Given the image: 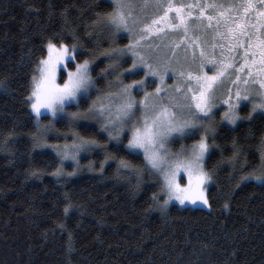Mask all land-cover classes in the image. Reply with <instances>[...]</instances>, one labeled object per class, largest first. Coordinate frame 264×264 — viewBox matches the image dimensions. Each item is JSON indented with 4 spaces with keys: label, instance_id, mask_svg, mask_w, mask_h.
I'll list each match as a JSON object with an SVG mask.
<instances>
[{
    "label": "trees",
    "instance_id": "obj_1",
    "mask_svg": "<svg viewBox=\"0 0 264 264\" xmlns=\"http://www.w3.org/2000/svg\"><path fill=\"white\" fill-rule=\"evenodd\" d=\"M108 11L109 0H0V264H264V182H238L259 163L256 146L264 136L259 114L234 127H216L219 147L206 157L213 177L208 208L170 204L162 213L151 199L159 189L158 175L149 177L145 170L133 192L135 175L117 176L115 161L103 173L88 169L89 161L98 167L102 154L81 157L76 174L68 176L72 168L62 167L50 147H33L37 127L25 100L44 44L53 34L68 43L75 35L81 51H102L109 44L91 34V22L97 12ZM127 43L118 35L117 45ZM102 67L97 64V71ZM104 83L97 79L96 88ZM88 124L85 129L56 120L55 128L69 133L68 142L77 132L103 144L106 134L99 124ZM233 138L242 149L243 169L228 161ZM122 139L126 143L127 137ZM64 140L47 138L50 145ZM109 151L143 169L141 154L133 160L125 152ZM58 166L64 172L59 177L52 175ZM33 171L39 179L29 174Z\"/></svg>",
    "mask_w": 264,
    "mask_h": 264
},
{
    "label": "snow or ice",
    "instance_id": "obj_2",
    "mask_svg": "<svg viewBox=\"0 0 264 264\" xmlns=\"http://www.w3.org/2000/svg\"><path fill=\"white\" fill-rule=\"evenodd\" d=\"M110 4L111 11L97 12L96 19L91 22V34L97 35L98 41L106 39L109 47L85 53L81 51L78 37L73 35L72 42L68 43L57 34L44 44L25 100L37 125V132L32 134L33 147L54 148L61 164L71 160L72 172L67 173L68 176L79 169L80 153L95 151L97 155L102 154L98 167L89 161L88 169L103 173L106 164L115 161L117 176L135 175L137 184L133 186V192L143 182L145 170L149 177H162L158 191L151 196L162 213L172 201L180 205L210 207L206 189L213 177L206 167V156L213 155L211 149L219 147L215 142L214 110L223 107L221 120L233 126L241 120L256 119L254 114L264 119V80L259 81V90L255 93L248 87L254 66H264V30H259L264 29V0H243V3L227 6L216 0H193L188 4H174L173 0H167L166 4L158 0L155 4L149 0H110ZM152 7L159 14L149 21L145 13ZM170 12H174V16L170 17ZM166 29L183 34L179 41L172 40L166 45L148 44L147 38L154 32L159 34L154 39L166 37ZM120 33H127L128 43L122 46L116 44ZM223 41L231 45L227 51L232 59L224 56ZM181 45L184 46L183 61L177 53ZM96 47L99 48V43ZM217 47L222 50L219 59L215 54ZM161 48L164 49L162 53ZM99 63L104 67L97 71ZM192 65H196L195 68ZM206 65H211L209 71H205ZM169 72L178 81L173 85H167L165 81ZM261 72L264 67L256 69L257 74ZM97 79L105 81L103 88H96ZM227 81H231L234 92L233 87L220 91ZM94 89L98 94L89 102ZM82 102H87L83 110ZM73 107L76 111L69 110ZM241 107L249 109L247 116L239 115ZM44 113L57 121L66 119L70 125L79 122L85 129L90 127L89 118L96 119L106 140L101 144L95 138L72 132L70 142L66 140L62 146L47 144L44 137L48 128L40 126ZM48 127H51V121ZM196 135L199 138L191 145L181 144L175 152L170 151L171 144ZM123 136L127 137L126 143ZM109 147L116 152H125L133 160L142 152L143 169L134 167L123 157L117 160ZM256 148L258 165L239 175L238 182H264V136ZM232 149L228 161L235 166L240 163L242 152L235 138ZM243 167L244 163H240V168ZM29 174L40 178L36 171ZM63 174V168L59 166L52 173L57 177ZM69 206L65 205V213Z\"/></svg>",
    "mask_w": 264,
    "mask_h": 264
},
{
    "label": "rangeland",
    "instance_id": "obj_3",
    "mask_svg": "<svg viewBox=\"0 0 264 264\" xmlns=\"http://www.w3.org/2000/svg\"><path fill=\"white\" fill-rule=\"evenodd\" d=\"M110 1V0H109ZM220 0H216V2H219ZM149 2L150 3H152V4H155L156 2H157V0H149ZM158 2L159 3H161V4H166L167 3V0H158ZM193 2V0H173V3L174 4H188V3H192ZM200 2H203V0H200ZM223 2H225V3H223V4H225L226 6L227 5H232V4H239V3H243V0H223ZM163 11V9H160V12H162ZM207 11V10H206ZM157 14H159V12H157V10L154 8V7H152V8H149V9H147V11H146V13H145V15L147 16V18H148V20L150 21L152 18H153V16L154 15H157ZM209 14H211L210 12H209ZM169 16L170 17H172V16H174V12H170L169 13ZM253 22H255V18L253 17ZM205 23H207V21H205ZM213 24H215V21H213ZM259 30H263V29H259ZM258 30V31H259ZM165 31H167L168 32V35L166 36V37H164L163 39H160V38H156V39H154L153 37H158V35L159 34H157V33H153V36L152 37H148L147 38V42H148V44H150V45H166V44H168L169 43V41H172V40H176V41H179V36L180 35H182L183 33H176V32H173V31H171V30H165ZM118 35H122V36H126L127 37V33H120V34H118ZM189 35H192V33L190 32L189 33ZM241 39H244V38H241ZM217 43H220V41H216ZM223 43L225 44V49H224V56L227 58V59H232V56L228 53V51H227V48L228 47H231V45H229L228 44V42L227 41H223ZM164 51V49L163 48H161L160 49V52L162 53ZM209 51H212V49L211 48H209ZM221 48L220 47H217L216 49H215V54H216V57L219 59L220 58V54H221ZM233 51H236L235 49L233 50ZM241 51H242V49H241ZM177 53H178V55H179V57L181 58V61H183V57H184V46L183 45H181L180 47H178V49H177ZM188 55H189V57H191V55H192V53H191V50H189V53H188ZM196 55L198 56L199 55V50H197V53H196ZM257 55H259V53L257 54ZM249 56H250V54H249ZM175 57H173V62L175 63ZM199 63V61L197 60V64ZM195 66L196 65H192V67L193 68H195ZM260 67H264V66H261V65H259V64H257V65H255L254 66V68H253V76L250 78V80H249V84H248V87H249V89H250V91L252 92V93H255L257 90H259V81L260 80H264V72H261V73H259V74H257L256 73V69L257 68H260ZM211 69V65H206V67H205V71H209ZM143 73H141V75H142ZM138 79V78H137ZM165 81H166V84L167 85H173L175 82H178L177 80H176V78H174V77H172V74H171V72H169L168 73V75H166L165 76ZM152 88H154L155 87V84H151L150 85ZM242 87L244 86L243 84L241 85ZM228 87H233L232 86V84H231V81H227L226 83H225V85H223L222 87H221V89H220V91H225L226 90V88H228ZM93 91V90H92ZM94 91H95V93H94V97H93V99L97 96V91L94 89ZM235 91V88L233 87V92ZM139 95H142V93H140ZM243 103H248V102H243ZM86 108V107H85ZM84 108H81V110H83ZM245 109H248L247 107H241V108H239L238 109V112H239V115L242 117L243 115H244V113H243V110H245ZM70 111H76V109H69ZM249 110V109H248ZM215 111V116H214V120H215V122H216V124H215V126L217 127L218 125H220V124H227V122L226 121H223V120H221V118H220V113L221 112H223L224 111V108L223 107H219V109L218 110H214ZM246 112H247V110H246ZM33 115V114H32ZM137 115H139V113H137ZM49 121H51V127L49 128L48 127V125H49ZM34 122H35V125H36V121H35V119H34ZM55 122H56V119H52L51 118V116L49 115V114H47V113H44L42 116H41V118H40V126L42 127V128H48V131H47V133H46V135H45V137H44V139H45V141L49 144V142L47 141V138L48 137H51V136H55V137H57V138H61V139H65L63 142H59V143H56V144H53V145H60V146H62L63 144H64V142H66V140L68 141V137H69V133H62V132H59V131H57L56 130V128H55ZM88 122H96V123H98L97 122V120L96 119H93V118H89V120L87 121V123ZM239 122V121H238ZM79 123V122H78ZM99 124V123H98ZM231 127H234L233 125H230ZM36 127H37V125H36ZM65 134H67V137L65 136ZM70 137H71V135H70ZM199 138V136L198 135H196V136H194V137H191V138H189V139H185V140H182V141H176L175 143H173V144H171L169 147H170V151H172V152H175L179 147H180V145L181 144H183V145H185V146H189V145H191L192 143H193V141L195 140V139H198ZM46 148H47V146H45ZM50 149L52 150V151H54V152H56V150L54 149V148H52V147H50ZM90 153H80V158L81 157H85L86 155H89ZM141 155H142V157H143V154H142V152L140 153ZM207 157V156H206ZM80 160V159H79ZM61 162V161H60ZM62 165H68V166H70L71 168H72V161L71 160H65V161H63V163L61 164V166ZM63 167V166H62ZM160 180L162 181V177H160ZM254 181H256V180H254ZM211 182V181H210ZM210 182H209V184H210ZM256 182H262V181H256ZM209 184H208V186H209ZM207 189H208V187H207ZM207 189H206V192H207ZM163 197H162V195H161V199H162ZM170 204H176V205H178V206H180V207H192V208H194V207H198V208H208V207H206V206H203V205H201V204H196V205H189V204H185V205H180L178 202H176V201H172V202H170L169 203V205ZM153 206H155L158 210H160L157 206H156V204L154 203V205Z\"/></svg>",
    "mask_w": 264,
    "mask_h": 264
}]
</instances>
